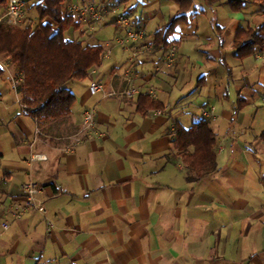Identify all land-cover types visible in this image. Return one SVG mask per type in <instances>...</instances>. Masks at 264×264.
I'll return each mask as SVG.
<instances>
[{
    "label": "crops",
    "instance_id": "1",
    "mask_svg": "<svg viewBox=\"0 0 264 264\" xmlns=\"http://www.w3.org/2000/svg\"><path fill=\"white\" fill-rule=\"evenodd\" d=\"M106 4L144 30L127 48L119 43L126 38L121 26L111 39H97L103 29L81 35L84 22L71 13L81 8L79 0H66L65 11L82 25L66 38L84 44L91 37L93 44L87 45L104 49L101 65L87 79L66 85L76 99L68 116L33 119L12 86L14 67L0 58V264H264V143L259 139L264 122L256 126L246 116L253 107L264 108V75L258 66L243 68L248 82L236 85V97L247 105L237 113L221 70L228 72L225 60L233 72L222 55L235 51L236 58L235 31L264 24V18L231 12L228 45L227 29L217 17L224 45L213 29L217 40L209 37L188 54L183 49L188 35L172 39L175 33L170 41L179 45L172 54V44L163 48L154 42L161 29L151 35L147 25L159 19L163 29L178 14L177 4L85 0L84 13ZM167 6L174 13L166 18L161 8ZM33 15L39 21L34 9L25 18ZM109 18L115 19L112 13ZM192 35L198 36V27ZM257 51L256 58L264 59V48ZM92 81H101L103 92L92 96ZM129 90L136 94L128 97ZM143 95L162 108L138 110ZM91 109L95 120L86 127ZM207 111L212 116H205ZM201 119L217 136L218 171L189 182L173 138L177 124L189 128ZM29 181L41 188L37 202L44 214L21 208Z\"/></svg>",
    "mask_w": 264,
    "mask_h": 264
},
{
    "label": "trees",
    "instance_id": "2",
    "mask_svg": "<svg viewBox=\"0 0 264 264\" xmlns=\"http://www.w3.org/2000/svg\"><path fill=\"white\" fill-rule=\"evenodd\" d=\"M121 6L131 0H111ZM178 5V14L155 34L157 46L168 48L171 37L180 24L189 23V12L194 9L196 0H170ZM213 6L222 0H202ZM256 1V0H254ZM264 1V0H263ZM8 0H0L6 6ZM66 0H42L35 5L39 16L36 27L27 26L18 29L0 24V56L11 59L19 74L24 77L23 84L17 91L23 95L26 112L37 121H49L68 116L75 104L74 94L66 85L75 80L88 78L92 68L100 66L104 49L102 46L84 45L79 41L68 40L65 36L70 29L80 30L81 25L65 11ZM248 0L229 1L230 9L240 13L247 6ZM220 46L223 29L214 25ZM176 46L178 41L173 42ZM234 48L239 60L252 56L256 48H264V24L242 28L234 34ZM222 65L228 69L229 79L232 69L225 60ZM4 70L0 67V76ZM18 74V76H20ZM247 101H237L236 112L246 107ZM162 108L150 96L143 95L138 100V110L147 111ZM264 143V132L259 136ZM217 136L208 120L201 119L189 128L177 124L173 144L178 149L189 175V182L201 180L217 173V155L215 153Z\"/></svg>",
    "mask_w": 264,
    "mask_h": 264
},
{
    "label": "rangeland",
    "instance_id": "3",
    "mask_svg": "<svg viewBox=\"0 0 264 264\" xmlns=\"http://www.w3.org/2000/svg\"><path fill=\"white\" fill-rule=\"evenodd\" d=\"M41 1L42 0H26V5H25L24 10H23V17L21 19V22L19 23V26L8 25L6 22H0V24L5 25L6 27H13V28H18V29H22V30L24 28H26L27 26H31L33 28L36 27L38 24V18L36 17V15H33L34 17L25 18V14L27 11L33 12V9L37 14V11L35 9V5L40 3ZM84 1L85 0H79L80 5H78V6H80L81 8H79V9L76 8L75 11L71 12L81 22L82 21L84 22L83 26L85 27V29H84V32L81 33V35L84 33H87L88 35H90L88 33L89 31L95 33L97 29H98V31L103 29L106 31L101 33V34L99 32L100 35L96 33L97 39L99 38V40H101L100 38H102L103 35H105L106 38H110V39L115 37V34L119 30L118 26H120V25H118L116 23V16L113 15L115 17L114 20L110 19L109 16H110V13H112V10L116 9V8L114 6L112 7V6L107 5V4L103 8H100V9L98 6H92L88 10L89 13L87 15H85L84 12L87 11V9L84 6ZM229 1L230 0H222L221 2H219V4H217L215 6H209L206 3H204L202 0H196L194 2V5L197 7V9H196L197 14L193 15L192 13L195 11V9H192L189 12V23L188 24H180L177 27L176 34L172 37V39H173V38H179L181 35H188L183 40V49H184L185 54H188L189 50L191 48H194V45H196V44L199 45V43H202V44L208 43L209 37H212L213 39L217 40V38H215V35L212 32L213 26L218 24L217 17H219V21L221 22L220 24H222L223 27H225V29H227L226 30L227 31L226 41H227L228 45L231 42H233V37L229 34V31H233L232 30L233 25H231V22L233 20V18H231L232 15H230L231 12L233 14H235L237 18H240L242 15H246V13L248 15H250L251 17H263L264 18V1L263 0H256V1L248 0L249 1L248 3H250V6H248L249 9L244 10L240 13H234L230 9ZM67 7H68V4H67ZM6 8H7V5L5 7L0 5V18H2L4 13L7 11ZM161 9H162V13L164 14V16L166 18H167V16H170V15L172 16L174 13L173 10L168 6L163 7ZM66 10H67V13L69 14L70 10L68 8ZM93 11H95L99 14L94 15ZM247 11H249V12H247ZM124 15L127 18H129V15L127 13H124ZM166 18H164V19H166ZM4 20H7V19H4ZM129 20H130V25L121 28L122 30H124L126 37L128 36L129 32L141 34V32H143L144 29L142 27H138L134 22L131 21L130 18H129ZM239 20H240L239 25H242L241 21H244V20L243 19H239ZM247 20H248V16H247ZM238 23H239V21H238ZM249 24H251V23H249ZM163 25H164L163 21H161L159 19L153 20L151 23H149V25H147L148 34L154 35L155 32L162 29ZM251 25H256V23L252 22ZM197 27H198V36L193 37L192 33L194 30H196ZM71 30H73V29H71ZM73 32H76V31L73 30ZM94 33L91 36H93ZM118 35H120V34H118ZM90 38L87 41H84L85 45L90 44V43L93 44L92 41L94 39H90ZM79 42H81V41H79ZM150 45H153V44H150ZM172 46H176V45L172 42ZM256 54H253L250 58H248L245 65L242 66L241 60H238L234 57L235 51H233V53L231 51H229L228 53L223 52V55H222L223 58L224 59L226 58L227 61L229 62V64L233 67L231 79L228 78V74H227L228 72H225L223 67L221 68V70L224 72V79L228 83L227 89H228L229 96H230L229 101H230L231 105H233L235 102V108L237 107L236 85L238 83L240 84L244 81L248 82V79H246V78L243 79V75H244L243 68L246 67V70L249 71V69H251L249 67L254 68L255 66H258V69H259L258 72L261 73V75H264V59L263 58L257 59L256 56H258L259 52L257 51ZM0 58L3 59V62H5L8 66L15 68V70L13 68V75H14L13 77L17 78L19 71L17 70L16 66L12 63L11 59H9L5 56H0ZM233 75H234V78H233ZM20 76L23 78V82H24V77L22 75H20ZM23 82L21 83V85L23 84ZM21 96H22V102H23V95L21 94ZM23 106L27 107L24 103H23ZM255 112L257 113L256 116H255ZM237 113H239V111ZM246 116H250V121H255L256 126H261V123L264 122V108L253 107L250 110H248Z\"/></svg>",
    "mask_w": 264,
    "mask_h": 264
},
{
    "label": "built area",
    "instance_id": "4",
    "mask_svg": "<svg viewBox=\"0 0 264 264\" xmlns=\"http://www.w3.org/2000/svg\"><path fill=\"white\" fill-rule=\"evenodd\" d=\"M26 5V0H8L7 2V8L6 12L0 18V22H6L8 25L12 26H19V23L21 22V19L23 17V10ZM94 15H97L98 13L93 11ZM112 14L116 16V23L120 25L121 27H126L130 25V20L127 18L124 13H120L117 9L112 10ZM7 19V20H4ZM137 33L129 32L128 36L126 38L120 39L119 43L123 48H127V44L129 41L136 40L138 38ZM176 47L173 46L171 49V53L175 54ZM23 82V78L21 76H18L17 78L12 77L11 83L15 90L18 89V87ZM103 83L101 81H92L89 85V93L92 96H95L101 92H103ZM136 94L135 90H129L126 95L128 97H132ZM26 108L25 106H23ZM205 116L210 117L212 116L211 112L207 111L205 112ZM95 120V111L94 110H88L85 113L84 117V125L86 127H90ZM40 186L34 182H27L23 186L24 190V201L22 205V210H30L35 209L38 212L44 214L45 213V207L43 204L37 202V196L40 193ZM50 228H54V224L50 222L49 224ZM5 228H8V225H5Z\"/></svg>",
    "mask_w": 264,
    "mask_h": 264
}]
</instances>
